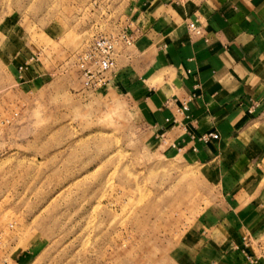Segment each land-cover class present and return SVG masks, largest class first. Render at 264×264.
Returning a JSON list of instances; mask_svg holds the SVG:
<instances>
[{"label":"rangeland","instance_id":"rangeland-1","mask_svg":"<svg viewBox=\"0 0 264 264\" xmlns=\"http://www.w3.org/2000/svg\"><path fill=\"white\" fill-rule=\"evenodd\" d=\"M132 3L0 0V264H183L237 231L264 256L257 168L217 183L167 151L126 94L83 88L77 54L132 31Z\"/></svg>","mask_w":264,"mask_h":264},{"label":"crops","instance_id":"crops-1","mask_svg":"<svg viewBox=\"0 0 264 264\" xmlns=\"http://www.w3.org/2000/svg\"><path fill=\"white\" fill-rule=\"evenodd\" d=\"M134 2L129 22L134 44L129 50L116 46V69L107 88L133 100L167 151L201 168L211 167L217 183L227 182L232 168L242 164L257 168L255 176L262 179L264 0ZM191 22L199 33L189 28ZM25 57L14 56L11 62L20 69ZM182 102L188 110L179 113ZM209 133L215 137L204 140ZM250 219L254 236L264 234V218ZM242 233L225 236L226 246L210 247L206 257L183 250L188 254L180 260L253 264L247 258L253 256L256 264H264L262 254L244 246Z\"/></svg>","mask_w":264,"mask_h":264},{"label":"built area","instance_id":"built-area-1","mask_svg":"<svg viewBox=\"0 0 264 264\" xmlns=\"http://www.w3.org/2000/svg\"><path fill=\"white\" fill-rule=\"evenodd\" d=\"M189 28L195 33L200 32V28L194 23H189ZM129 46L134 42L133 35L127 30H123L114 37L112 35L96 36L84 50L79 52L75 58V64L79 72L83 88L96 91L99 89L107 88L113 78L116 69V44ZM188 110L186 102H182L180 107L177 108L179 113H184ZM215 137L214 133L203 135L204 140ZM248 242V241H247ZM244 242V246H249ZM262 253L264 248L262 247ZM249 261L256 264L257 259L253 256H247Z\"/></svg>","mask_w":264,"mask_h":264}]
</instances>
